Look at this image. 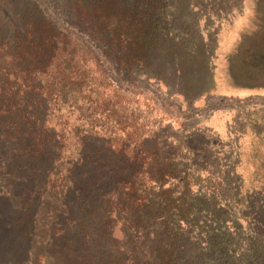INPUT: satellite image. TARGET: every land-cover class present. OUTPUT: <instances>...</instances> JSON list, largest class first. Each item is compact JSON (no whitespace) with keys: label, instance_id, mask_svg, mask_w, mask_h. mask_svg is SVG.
Returning a JSON list of instances; mask_svg holds the SVG:
<instances>
[{"label":"trees","instance_id":"trees-1","mask_svg":"<svg viewBox=\"0 0 264 264\" xmlns=\"http://www.w3.org/2000/svg\"><path fill=\"white\" fill-rule=\"evenodd\" d=\"M53 1L47 3L63 15V27L42 4L21 0L15 3V29L0 36V184L6 192L14 190L10 179L41 175L46 183L63 152V198L69 200L64 212L73 208L81 225L97 227L122 264H264V234L256 227L262 225L256 216L264 212V165L253 162L257 155L250 160L252 149L256 154L264 148V127L254 126H261L254 119L258 110H236L228 125L223 111L216 114L217 143L223 147L226 140L227 149L210 152L220 162L214 171L207 164V115L196 114L202 119L192 127L181 124L180 138L135 141L127 134L114 141L91 127L84 135L70 133L75 140L69 144L49 123L51 109L66 99L81 100V107L88 102L94 115L99 100L89 98L99 91L104 72L93 49L121 77L155 82L168 93L173 85L161 68L167 58L159 57L170 50L171 58L179 51L194 55L211 24L222 22L223 11L209 10V0ZM210 92L203 86L197 97L182 89L174 94L201 113ZM224 152L231 164L222 165ZM21 190L37 195L42 189Z\"/></svg>","mask_w":264,"mask_h":264},{"label":"rangeland","instance_id":"rangeland-1","mask_svg":"<svg viewBox=\"0 0 264 264\" xmlns=\"http://www.w3.org/2000/svg\"><path fill=\"white\" fill-rule=\"evenodd\" d=\"M35 1L42 4L46 14L63 27V15L51 7L55 1L50 0L52 5L47 0ZM16 2L21 0H0V36L6 37L15 29L12 22L19 9ZM206 7L215 11L220 8L224 18L221 23L215 21L211 24L212 30L198 40V51L190 57L179 51L176 57L171 58L173 51L170 50L159 57V61H163L165 55L167 58L161 68L164 66L163 70L170 77L169 83L173 85L168 93L162 92L155 82L121 77L119 71L93 49L97 65L104 72V80L99 83L101 87L95 91V96L83 97L90 100L97 97V109L91 115L93 111L88 102L81 107V100L66 99L61 106L50 111L49 123L55 132L64 135L69 144H72L71 139L75 140L74 136L69 137L70 133L76 130L84 135L91 127L114 141L125 140L126 134L134 141L150 136L171 138L173 134L180 138L181 124L192 127L202 119H197L196 114L207 115L210 147L207 156L210 162L207 164L210 163V169L214 171L220 162L210 152L215 148L227 149L226 140L223 147L217 143L216 114L223 111L222 120H227L225 125H228L231 113L253 108L258 110L257 114L254 112V119L261 125H254L255 129L264 127V0H209ZM170 45L171 42L167 41L165 47ZM204 48L207 54L203 56ZM158 63L153 66L156 68ZM176 69L181 74L174 73ZM203 86L211 92L206 94L208 106L201 113L191 112L190 102L174 94L176 89H182L189 93V97H197ZM255 92L258 96H250L256 95L253 94ZM251 97L253 101L249 100ZM104 111L110 116H105ZM196 140L198 138L195 137L194 142ZM61 141L63 145V139ZM146 146L149 150L154 148L152 139ZM224 155L225 152L222 165L231 164ZM250 155V160L257 155L254 163L264 165V148H259L256 154L252 149ZM66 162L70 167L71 163ZM54 170L56 174L49 172L46 183L41 175L27 176L26 181L24 178L10 179L7 183L14 189L11 193L0 184V264H122L124 258L97 227L81 225V213L73 208L68 213L64 212L69 200L63 198V152L62 160ZM24 187L42 190L37 195H29L22 192ZM256 217L262 223L256 226L257 230L264 234V212L260 211ZM86 230H89L88 238L83 235Z\"/></svg>","mask_w":264,"mask_h":264}]
</instances>
